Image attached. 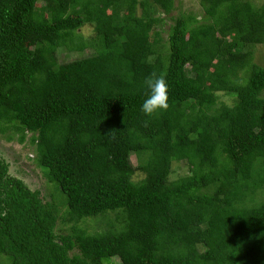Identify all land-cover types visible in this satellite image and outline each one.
Returning a JSON list of instances; mask_svg holds the SVG:
<instances>
[{
	"label": "trees",
	"instance_id": "1",
	"mask_svg": "<svg viewBox=\"0 0 264 264\" xmlns=\"http://www.w3.org/2000/svg\"><path fill=\"white\" fill-rule=\"evenodd\" d=\"M199 7L0 0V136L29 134L49 185L0 157V264H264V3ZM151 73L169 107L149 117Z\"/></svg>",
	"mask_w": 264,
	"mask_h": 264
},
{
	"label": "rangeland",
	"instance_id": "2",
	"mask_svg": "<svg viewBox=\"0 0 264 264\" xmlns=\"http://www.w3.org/2000/svg\"><path fill=\"white\" fill-rule=\"evenodd\" d=\"M257 4H263L264 0H254ZM175 5L183 13H199V0H175ZM175 16V12L173 13ZM83 34L87 37L90 34V29L82 30ZM92 51H85L84 53L67 55L64 53H59L57 56L59 63H67L71 62L74 59L84 58L86 56H90ZM255 57L258 64H262L261 62L264 60L263 55L261 53H255ZM25 140L24 144H17L16 142H5L0 136V157L9 165L10 173L23 180V182L31 189V190H39L41 191V195L45 196L47 193V184L46 180L41 174V171L35 166L33 162V158L35 156L34 148L28 144V137ZM15 138L17 136H14ZM133 165L136 166V162L134 157H132ZM177 169V173H181L185 175L187 169L184 166L177 165L175 167ZM60 194V192H58ZM61 195V194H60ZM57 197V196H55ZM48 199V198H47ZM115 213H109L105 218L100 217L98 219L89 220L83 225L88 233L101 232L106 230V224L111 223L115 224L117 221ZM118 225V224H117ZM63 228V227H62ZM201 251L203 249L201 248ZM113 262L118 264L119 261L114 259Z\"/></svg>",
	"mask_w": 264,
	"mask_h": 264
},
{
	"label": "clouds",
	"instance_id": "3",
	"mask_svg": "<svg viewBox=\"0 0 264 264\" xmlns=\"http://www.w3.org/2000/svg\"><path fill=\"white\" fill-rule=\"evenodd\" d=\"M144 86L146 95L141 104V112L150 117L166 111L169 107V87L166 79L162 75L151 73L145 78Z\"/></svg>",
	"mask_w": 264,
	"mask_h": 264
}]
</instances>
